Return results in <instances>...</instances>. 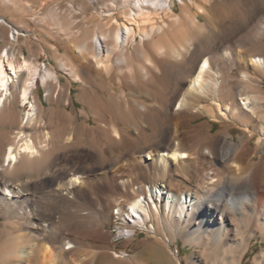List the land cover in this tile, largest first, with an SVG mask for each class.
I'll use <instances>...</instances> for the list:
<instances>
[{
  "label": "bare ground",
  "instance_id": "6f19581e",
  "mask_svg": "<svg viewBox=\"0 0 264 264\" xmlns=\"http://www.w3.org/2000/svg\"><path fill=\"white\" fill-rule=\"evenodd\" d=\"M178 2L177 10L175 0H0V264H182L159 243L133 261L96 243L108 207L125 241L161 218L165 242L194 247L186 264H243L256 239L263 245L251 262L264 264V0ZM21 33L53 62L17 49ZM200 115L223 128L193 124ZM57 147L66 151L55 155ZM126 156V176L152 172L174 185L199 158L212 176L197 191L136 178L131 199L120 191L84 215L72 196L97 189L85 178ZM38 195L68 203L47 209Z\"/></svg>",
  "mask_w": 264,
  "mask_h": 264
},
{
  "label": "rangeland",
  "instance_id": "374dc122",
  "mask_svg": "<svg viewBox=\"0 0 264 264\" xmlns=\"http://www.w3.org/2000/svg\"><path fill=\"white\" fill-rule=\"evenodd\" d=\"M175 4H176V7H177V10H178V6H179V2H178V0H175ZM6 20H10L9 18H7L6 17ZM11 28V27H10ZM9 38H10V40H12L13 39V36L11 35V32H9ZM4 43L5 42H3L2 41V38H1V32H0V49L2 48V46L4 45ZM22 48V50L24 51V54H25V56L26 57H31V58H36L37 60H38V62L39 63H41L42 65H43V63H48V60L49 59H51V61L53 62V60H52V58L50 57V55L49 54H47V53H45L44 51H43V49H42V45L40 44V42H39V39L37 40V38H35L34 37V35L33 34H30V33H21L20 34V38H19V43H18V45L16 46V48L18 49V48ZM237 70L236 69H234L233 70V72H236ZM61 79H62V81L63 82H66L65 80H66V78L64 77V75H62V77H61ZM78 83H74V87L72 88V95H73V98L75 99V95H76V93L78 92V88H76V85H77ZM264 85V84H263ZM38 93H39V97H40V99H41V101H42V103L46 106V107H49L50 106V104H48L47 102H46V100H45V98H46V92L44 91V88H43V86L41 85V84H38ZM238 98H240V97H238ZM77 103V102H76ZM81 106V104L80 103H77L76 104V109L79 111V107ZM28 104L26 105L25 104V106H23V105H21L20 106V108H22V109H24L25 111L28 109ZM25 120V119H24ZM201 123H212V130L213 131H216V130H219V129H222L223 128V126H222V124L220 123V122H217V121H212V120H209V118L206 116V115H200V116H197L196 117V119L193 121V124H196V125H200ZM231 134H232V136H234V139H235V141H238V139H239V135L241 134V130L238 128V127H236V126H232V128H231ZM59 150H58V149ZM57 148H55V151H58L57 153L55 152V155L56 154H60V153H62V152H64V151H66V150H62L60 147H57ZM73 149V148H72ZM72 149H67V150H71L72 151ZM61 150V151H60ZM127 158L126 159H124L125 157H123L116 165H114L112 168H111V170L109 171V172H107L106 174H104V173H100V172H102L103 171V169H101L100 171H97V172H94V173H92V174H89L85 179H88V178H90V180H92V181H94V182H96V185L99 187V189H98V187H97V189H95V190H91L92 192H93V194H92V197H90L89 195H91V193L89 192V190H90V188H88V187H85V188H83L84 190H83V195H81V194H75L74 195V197L72 196V200H71V202L74 200V201H76V202H78V204L81 202H83L84 204H82L83 205V208H84V210L82 211V213L84 214V215H90L91 214V211H93V209L94 208H97L98 206H100V205H102L103 207H104V204L105 203H103L107 198L108 199H110V201H111V198H113V200H112V202L111 203H113L114 201H116L117 200V198L120 196V194H119V192L121 191L123 194H122V196H120V197H124V199H126V200H129V199H131V197H132V194H131V191H130V187L129 186H127L128 185V183L125 181L124 183L123 182H121V181H123V180H126V179H129L130 180V182L129 183H132V182H137V181H143V182H146V181H153V178H154V176H153V174H152V172H146V171H144V172H141V174L140 173H134V174H130L129 173V171H128V176L130 177H128V176H126V173L124 172V171H126L127 170V167H126V165L128 166V164L129 165H131L130 163H131V156H126ZM124 159V160H123ZM129 159V160H128ZM205 159V160H204ZM207 158H199V159H195V162H194V164L192 165V167L191 168H189V170L190 171H188L189 173H187V174H185V175H180V176H176V178H180L179 180H178V182L176 183V184H170V185H172L173 186V188H175V189H178L179 191L180 190H184V189H187L188 188V186H189V189L191 188V189H196V190H194V191H197V190H199V187L202 185H207V182H208V178H209V176L211 175L212 176V174H208L210 171H211V169L213 168V166L211 167V165L212 164H210L211 162L207 159ZM128 160V162H126ZM197 160V161H196ZM204 160V161H203ZM130 161V162H129ZM122 162H123V166H122ZM126 162V164H124ZM198 162H199V165H198ZM120 163V164H119ZM196 164V165H195ZM118 165V166H117ZM197 166V168L196 167H193V166ZM200 165H202V166H200ZM116 166V167H115ZM206 168V171L205 170H203V168ZM126 168V169H125ZM128 168H130V167H128ZM204 168V169H205ZM211 168V169H210ZM123 170V171H120V170ZM125 169V170H124ZM203 171H202V170ZM210 171H209V170ZM105 170H108V169H105ZM118 170V171H117ZM199 171V172H198ZM205 171V172H204ZM121 174H119V173ZM127 172V171H126ZM146 172V173H145ZM194 172H196V173H194ZM198 172V173H197ZM201 172V173H200ZM112 173H113V175H112ZM115 173V174H114ZM118 173V174H117ZM111 174V175H110ZM136 174V175H135ZM204 174V175H203ZM104 175H107L109 178H105L104 177ZM110 175V176H109ZM120 175V176H119ZM135 175V177H133ZM200 175V176H199ZM93 176H94V178H93ZM103 176V177H102ZM199 176V177H198ZM204 176V177H203ZM127 177V178H126ZM133 177V178H132ZM152 177V178H151ZM69 177H66V178H64V179H62V181H59L58 182V184L57 185H60V184H62V183H64L65 181H67V179H68ZM103 178H104V182H103ZM122 179L121 181H120V179ZM138 179L137 181H134L135 179ZM106 179V180H105ZM111 179H112V181H111ZM118 179V181H116ZM155 179V178H154ZM158 179H162V178H157V179H155V180H158ZM165 179L167 180V181H169V178H167V177H165ZM187 181H186V180ZM200 179H201V181H200ZM203 179L205 180V181H203ZM207 179V180H206ZM98 180V181H97ZM101 180V181H100ZM181 180H182V182H181ZM106 181V182H105ZM114 181L116 182V183H114ZM184 181V182H183ZM197 181V182H196ZM102 182V183H101ZM109 182V183H108ZM120 183V184H117V183ZM201 182V183H200ZM100 183V184H99ZM106 185H105V184ZM169 183H170V181H169ZM108 184H109V189L107 188L108 187ZM114 184H115V186H114ZM57 185H54L53 187H52V189H55V187H57ZM119 185H120V187H119ZM127 186V187H125V186ZM130 185V184H129ZM100 186H102V188L100 187ZM124 186V187H123ZM177 186V187H176ZM201 186V187H202ZM89 190H88V189ZM105 188H107L108 189V191H107V189H105ZM111 188H112V190L113 191H110L111 190ZM118 188H120V190L118 189ZM124 188L126 189V190H124ZM123 191H122V190ZM88 190V191H87ZM100 191V192H99ZM106 191V192H105ZM98 194H97V193ZM101 192H102V195H101ZM104 192V193H103ZM112 192H114L113 193V195H112ZM127 192V193H126ZM88 193V194H87ZM95 193V194H94ZM106 193V195H103V194H105ZM108 193L110 194V195H108ZM116 194V195H115ZM86 195V196H85ZM63 197H65L66 198V196L65 195H62ZM89 196V197H88ZM99 196H101V198L99 197ZM106 196H107V198H106ZM115 196H116V199H115ZM118 196V197H117ZM47 197V198H46ZM49 197V198H48ZM103 197V198H102ZM119 197V198H120ZM127 197H129V198H127ZM38 203L42 206L43 205V207H47V209L49 208V209H51V207L53 208V207H55V208H58V209H61V208H63L64 207V205H67V201L66 200H62V199H60V198H57V200H56V197H53V196H41V195H38ZM40 198H41V202H40ZM42 198H44L43 199V201H42ZM90 198V199H89ZM46 199H47V201H46ZM76 199H80V200H76ZM82 199H83V201H82ZM103 199V200H102ZM50 200V201H49ZM67 200H69L70 201V197H69V195L67 196ZM74 201H73V203H74ZM90 201H91V203H90ZM93 201V202H92ZM95 201V202H94ZM98 201L99 202H101V201H103V202H101V204H99L98 203ZM55 202V203H54ZM75 202V203H76ZM97 202V203H96ZM49 203V204H48ZM51 203H53V204H51ZM63 203V204H62ZM66 203V204H65ZM115 203V202H114ZM113 203V204H114ZM56 204V205H55ZM94 204V205H93ZM97 206H96V205ZM49 205V206H48ZM60 205H61V208H60ZM81 205V204H80ZM84 205H85V207H84ZM93 206H95V207H93ZM110 206H111V204H110ZM92 207V208H91ZM87 208H89V209H87ZM110 207H108V210L110 211ZM107 212V217L105 216L104 218H102L101 219V224H102V230H104L103 231V234L102 235H100L99 237L101 238V240H99L100 238L99 237H94V238H96V243H100L101 242V244L104 246V247H107L108 248V250L109 249H111V250H114V251H123V256H122V258L121 259H124V260H127L128 258L130 259V255L132 256V258H134V255H135V259H139V257L141 258V257H143L145 254H147V252H149V249H151V248H154L153 246H155V247H158L159 246V244H162V245H160V246H162L163 248H167L170 252H172V253H175L176 254V252H177V254H178V256L181 258V260H182V264H186V257H189L190 256V254L193 252V249H194V247L193 246H191V245H189V244H184V242H183V240H182V238L181 237H178L177 238V240H175V241H173V242H165V239L166 238H168L169 236H170V233H169V228H168V226L166 225V223L165 222H162L161 221V218L160 219H153V217H151L152 218V220L151 221H149V222H151V225L153 226V231H152V229L150 228V226L148 225V223H147V226L145 227V226H140V225H136V229H135V234L133 235V237L132 238H130V240H126L125 241V238H122V237H120L119 235L120 234H118V232H115V231H113V228L114 227H112V225L110 224V221H108V218H109V213L110 212ZM57 216V217H56ZM59 216H60V213H56V215H55V220H56V222H58L60 219H59ZM104 219V220H103ZM58 220V221H57ZM155 221V224H154V221ZM158 220H160V221H158ZM153 222V223H152ZM162 222V223H161ZM117 224H120L119 223V221H117L116 222ZM160 223H161V225H160ZM111 225V231H110V225ZM150 224V223H149ZM160 225V228L159 227H157V226H159ZM165 225H166V227H167V229H168V231L165 229L166 227H165ZM156 227H157V232H156ZM144 228V229H143ZM164 228V229H163ZM163 229V230H162ZM107 231V232H106ZM166 231H167V234H169V236L167 235V234H164V233H166ZM160 232V233H159ZM107 233V234H106ZM110 233V234H109ZM148 233H149V235H148ZM116 235V238H115V240H113L114 239V237H113V235ZM154 236H152V235ZM107 235V236H106ZM162 235V236H161ZM164 235V236H163ZM106 236V237H105ZM112 236V238H110ZM167 236V237H166ZM106 238V241L104 240ZM147 238H148V240H147ZM161 238H165L164 240L162 239L161 240ZM110 239V240H109ZM104 241V242H103ZM159 241V242H158ZM164 242V243H161V242ZM108 242H111V243H108ZM133 242H134V244H133ZM159 243V244H158ZM107 244V246H105ZM110 244V245H109ZM148 244V245H147ZM163 244H164V246H163ZM165 244H166V247H165ZM263 245V244H262ZM262 245H261V243L260 242H258L257 241V239L255 240V244H254V246H252L251 247V249L249 250V252L246 254V256H245V261H243V264H252V262H251V257H252V255L255 253V252H257V251H259L260 250V248L262 247ZM125 246H126V248H125ZM134 246V247H133ZM144 246V247H143ZM141 247V248H140ZM169 247V248H168ZM91 248H89V250H90ZM124 249H125V251H124ZM144 249V250H143ZM166 249V250H167ZM199 249V248H198ZM128 250V251H127ZM129 250H131V251H129ZM89 252H96V250L95 249H91ZM137 252V253H136ZM139 252H141L140 254H139ZM108 253H110V252H108ZM135 253V254H134ZM133 254V255H132ZM126 255H127V257L128 258H126ZM140 255V256H139ZM137 256V257H136ZM126 258V259H125ZM130 259L131 261H133L134 259ZM128 259V260H129Z\"/></svg>",
  "mask_w": 264,
  "mask_h": 264
},
{
  "label": "built area",
  "instance_id": "2783aa9c",
  "mask_svg": "<svg viewBox=\"0 0 264 264\" xmlns=\"http://www.w3.org/2000/svg\"><path fill=\"white\" fill-rule=\"evenodd\" d=\"M119 201H120V200H119ZM117 203H118V202H117ZM117 203H116V204H117ZM109 225H110V224H109ZM110 231H111V225H110Z\"/></svg>",
  "mask_w": 264,
  "mask_h": 264
}]
</instances>
